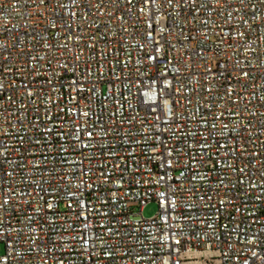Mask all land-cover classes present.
<instances>
[{
	"label": "built area",
	"instance_id": "built-area-1",
	"mask_svg": "<svg viewBox=\"0 0 264 264\" xmlns=\"http://www.w3.org/2000/svg\"><path fill=\"white\" fill-rule=\"evenodd\" d=\"M0 244L264 264V0H0Z\"/></svg>",
	"mask_w": 264,
	"mask_h": 264
},
{
	"label": "rangeland",
	"instance_id": "rangeland-1",
	"mask_svg": "<svg viewBox=\"0 0 264 264\" xmlns=\"http://www.w3.org/2000/svg\"><path fill=\"white\" fill-rule=\"evenodd\" d=\"M157 211V206L155 203H149L148 205H146L142 211H141V216L145 219H149L151 217H153L156 214ZM140 217V216H137ZM3 252V245L0 244V253Z\"/></svg>",
	"mask_w": 264,
	"mask_h": 264
}]
</instances>
